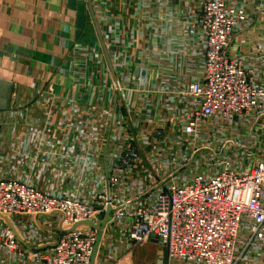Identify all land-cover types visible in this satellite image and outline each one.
Instances as JSON below:
<instances>
[{
	"label": "built area",
	"instance_id": "obj_1",
	"mask_svg": "<svg viewBox=\"0 0 264 264\" xmlns=\"http://www.w3.org/2000/svg\"><path fill=\"white\" fill-rule=\"evenodd\" d=\"M99 2L114 36L128 32ZM190 2L169 22L181 20L195 74L149 80L160 109L143 98L136 119L109 118L92 88L83 108L31 95L0 112V264H91L108 208L93 264L153 239L158 264H264V47L235 44L256 11ZM144 15L153 28L159 15ZM127 88L117 82L123 100Z\"/></svg>",
	"mask_w": 264,
	"mask_h": 264
},
{
	"label": "crops",
	"instance_id": "obj_2",
	"mask_svg": "<svg viewBox=\"0 0 264 264\" xmlns=\"http://www.w3.org/2000/svg\"><path fill=\"white\" fill-rule=\"evenodd\" d=\"M105 1L109 4L103 5L114 6L115 1ZM116 1H120L117 12H110L121 16L120 23L129 30L118 39L115 27L102 21L95 10L99 0H0V79L12 82L15 94L20 89L21 98L33 95L44 100L51 95L59 107L74 103L83 108L93 88L95 103L104 102L102 114L109 118L123 113L131 121L136 119L143 98L160 109L163 95L149 88L154 78L162 83L179 77L186 81L195 74L181 20L169 22L193 12L194 4L141 0V30H135L134 20H127L128 0ZM236 1L256 13L251 32L239 36L235 44L240 51L245 49L241 41L264 47V0ZM145 12L159 15L151 30L143 19ZM139 49L141 55L145 53L141 58L136 56ZM117 82L130 84L123 90L124 100ZM138 84L141 91H133Z\"/></svg>",
	"mask_w": 264,
	"mask_h": 264
},
{
	"label": "rangeland",
	"instance_id": "obj_3",
	"mask_svg": "<svg viewBox=\"0 0 264 264\" xmlns=\"http://www.w3.org/2000/svg\"><path fill=\"white\" fill-rule=\"evenodd\" d=\"M112 7H119L120 6V1L113 0ZM131 2V6L128 8L129 12L127 16V20L131 22L134 20V24H131V28H135V30L139 29L141 30V8L138 5H141V2L134 1V0H128ZM141 1V0H140ZM106 4H109L108 2ZM140 13H139V10ZM147 25V23H146ZM152 28L148 27V30H151ZM132 51L136 52L137 50L133 49ZM148 53V52H147ZM141 50H138V53L136 56H139L141 58ZM164 251L162 247L160 246L159 243L155 241H151L148 243L141 242L139 243L131 252H129L128 255H126L124 258H122L120 261L116 262V264H158L157 263V258L159 257L160 254H163Z\"/></svg>",
	"mask_w": 264,
	"mask_h": 264
},
{
	"label": "water",
	"instance_id": "obj_4",
	"mask_svg": "<svg viewBox=\"0 0 264 264\" xmlns=\"http://www.w3.org/2000/svg\"><path fill=\"white\" fill-rule=\"evenodd\" d=\"M20 102H21V90L18 89L15 94V85L12 82L0 79V112H8L13 108H15L17 105H19ZM110 213H111V208H108L107 212L104 215L103 220L100 223V229L97 236V241L94 248L91 264H93L95 261L103 233V228L107 222ZM89 224L93 226L92 223ZM153 241L157 242L156 239H153Z\"/></svg>",
	"mask_w": 264,
	"mask_h": 264
}]
</instances>
